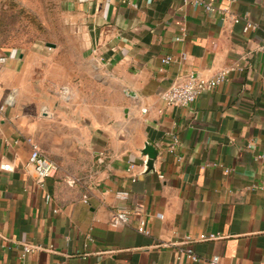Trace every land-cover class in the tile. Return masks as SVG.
<instances>
[{"label": "crops", "instance_id": "crops-1", "mask_svg": "<svg viewBox=\"0 0 264 264\" xmlns=\"http://www.w3.org/2000/svg\"><path fill=\"white\" fill-rule=\"evenodd\" d=\"M203 1L226 16L183 0H60L80 37L68 76L65 57L38 73L37 56L0 53V264H264V0ZM222 70L190 107L160 99ZM28 140L58 167L43 189ZM146 143L158 154L143 175ZM137 204L149 235L136 219L109 225ZM184 236L199 262L163 246Z\"/></svg>", "mask_w": 264, "mask_h": 264}, {"label": "rangeland", "instance_id": "rangeland-1", "mask_svg": "<svg viewBox=\"0 0 264 264\" xmlns=\"http://www.w3.org/2000/svg\"><path fill=\"white\" fill-rule=\"evenodd\" d=\"M79 41L60 0H0V53L13 50L37 56L41 59L38 73H45V57L53 56L65 57L60 66L65 67L67 76L71 74Z\"/></svg>", "mask_w": 264, "mask_h": 264}, {"label": "built area", "instance_id": "built-area-1", "mask_svg": "<svg viewBox=\"0 0 264 264\" xmlns=\"http://www.w3.org/2000/svg\"><path fill=\"white\" fill-rule=\"evenodd\" d=\"M184 5H191L193 7L202 8L206 13L209 14H217L221 17H225L227 11L222 9H217L211 2H206L203 0H183ZM252 26L250 24H246L244 27V31H248ZM184 32L176 38V41H181L183 38ZM6 61L5 58H0V63H4ZM161 62L163 64H169L172 62L171 57L162 58ZM230 70H222L218 72L215 76L204 79L199 76H195L193 74L188 75L187 80L184 83L173 84L168 89H166L160 95V99L167 106L174 107H190L197 98L205 93L214 90L215 88L224 84L228 79V74ZM5 110L4 106H0V114H2ZM30 144L31 150L28 157V165L33 168L36 175V183L40 189L45 187V183L47 180L54 178L57 174L58 167L55 162L50 160L48 157L43 154L39 148V146L28 140ZM178 143L177 137L172 138L171 145L169 147L170 152L174 151L176 144ZM134 168L133 165H129V170ZM3 171H9L10 167L7 165H3L0 167ZM228 171V170H227ZM133 182L135 179L132 180ZM46 201H49V197H45ZM84 203H87L84 200ZM133 219L137 221V231L143 235H149L150 232L146 227V220L144 218L143 206L140 204L135 205L132 209L119 208L111 212L109 216V225L111 227H118L127 225L132 222ZM220 236L217 235H199L197 240H217ZM192 238L189 236H184L180 242L169 243L167 245H163L164 247H173L176 251L177 255L186 256L192 262H199V258L193 253L191 248ZM34 250L30 246H24L22 251V257L32 253ZM219 257L211 258L206 264H219Z\"/></svg>", "mask_w": 264, "mask_h": 264}, {"label": "water", "instance_id": "water-1", "mask_svg": "<svg viewBox=\"0 0 264 264\" xmlns=\"http://www.w3.org/2000/svg\"><path fill=\"white\" fill-rule=\"evenodd\" d=\"M47 46L51 45L47 44ZM141 154L146 157L143 175L154 173V163L158 154L157 150L151 144L146 143Z\"/></svg>", "mask_w": 264, "mask_h": 264}]
</instances>
